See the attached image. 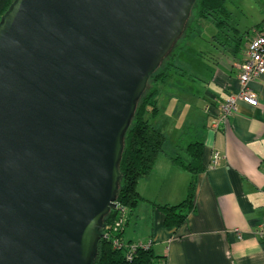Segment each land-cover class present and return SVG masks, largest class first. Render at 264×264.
Listing matches in <instances>:
<instances>
[{"label": "water", "instance_id": "obj_1", "mask_svg": "<svg viewBox=\"0 0 264 264\" xmlns=\"http://www.w3.org/2000/svg\"><path fill=\"white\" fill-rule=\"evenodd\" d=\"M194 0H14L0 18V264H91L121 138Z\"/></svg>", "mask_w": 264, "mask_h": 264}, {"label": "crops", "instance_id": "obj_2", "mask_svg": "<svg viewBox=\"0 0 264 264\" xmlns=\"http://www.w3.org/2000/svg\"><path fill=\"white\" fill-rule=\"evenodd\" d=\"M257 24L246 30L238 56L230 47L203 72H185L186 82L167 84L172 91H161L156 97L158 106L173 102L179 93L200 101L195 133L203 138L204 171L196 178L195 209L177 229L163 226L162 213L151 203L180 202L186 195L190 174L174 166L163 149L149 175L138 180L137 191L144 201L136 206L122 236L126 242L149 241L157 257L153 264H264V242L254 234L264 222V75L249 82L256 106L239 102L225 129L214 132L208 128L217 105L238 90L237 66L247 40L264 27V22L260 27ZM195 81L202 84L199 90L193 87ZM207 104L211 107L205 112ZM153 126L163 133L161 127ZM215 150L225 158L209 168Z\"/></svg>", "mask_w": 264, "mask_h": 264}, {"label": "trees", "instance_id": "obj_3", "mask_svg": "<svg viewBox=\"0 0 264 264\" xmlns=\"http://www.w3.org/2000/svg\"><path fill=\"white\" fill-rule=\"evenodd\" d=\"M226 1L194 0L183 30L175 40V42L178 41L173 43L159 65L147 76L145 86L135 102L129 123L121 138L114 202L123 211L110 208L101 217L91 264H153L157 259L150 245L146 248H136L128 259L125 250L114 248L111 245L110 237L105 238L103 234L112 221L121 220L119 231L114 232L111 236L123 238L124 228L133 216L136 206L144 201L137 191V182L149 175L158 154L163 151L166 141L165 135L151 125L149 120L159 113L155 99L158 93L157 86L165 81L170 71L177 72V69L179 71V68L173 63L176 51L191 40L192 33L196 28L201 27L199 23L204 20L211 22L215 28V33L212 35V40L215 43L223 46V49L226 48V50L232 47L235 54L239 52L245 32H241L233 23L232 13L226 7ZM13 2L14 0H0V18ZM263 22L264 17L257 24L258 27ZM180 140L179 150L181 153L176 152L170 155L169 159L174 166L190 174L186 195L184 199L173 205L151 203L152 207L162 213L163 226L173 229L179 228L185 222L187 215L194 211L196 178L199 173L204 171L202 163L203 138L196 136L195 130H193L189 137L181 135ZM127 243L131 242L127 241Z\"/></svg>", "mask_w": 264, "mask_h": 264}, {"label": "rangeland", "instance_id": "obj_4", "mask_svg": "<svg viewBox=\"0 0 264 264\" xmlns=\"http://www.w3.org/2000/svg\"><path fill=\"white\" fill-rule=\"evenodd\" d=\"M226 7L232 13L233 23L236 24L241 32H246L247 29L259 23L264 16V0H227ZM199 25L201 27L194 30L191 40L176 51L173 63L179 68V71L178 69L177 72L170 71L165 81L157 86L158 93L156 97L160 95L161 91L162 93L167 90H169L168 92L172 91L170 86L167 87V84H175V81L186 82L184 80L185 77L188 78L187 73L195 75V73L203 72L206 65L210 64L218 54L227 52L226 48L223 49V46L212 40L215 28L211 22L202 20ZM181 85L187 87V83ZM201 85L199 81L193 83V87L196 90H199ZM195 99V97H187L186 94L179 93L173 102L165 101L159 106L157 105L159 113L149 120L151 125H155L158 128L161 127L160 129H162L167 140L163 149L170 155L176 152L181 153L179 150L181 135L189 137L192 131L196 129L197 114L201 103ZM179 113L180 115L178 116ZM186 119L187 121L182 124V121Z\"/></svg>", "mask_w": 264, "mask_h": 264}, {"label": "built area", "instance_id": "obj_5", "mask_svg": "<svg viewBox=\"0 0 264 264\" xmlns=\"http://www.w3.org/2000/svg\"><path fill=\"white\" fill-rule=\"evenodd\" d=\"M237 81L238 90L234 93L226 95L222 102L217 105L216 113L210 116L208 121V128L211 131H218L225 129L228 124V119L237 111L239 102L245 103L249 106L257 105V98L249 88V82L258 79L264 75V27L262 29H256L253 35L247 40L242 51V60L237 66ZM210 104L205 105L204 110L208 112ZM225 158L224 154L215 150L212 152L209 162V168H213ZM117 209L121 212L122 208L116 205ZM121 227V220H114L109 225L108 229L104 231L103 236L105 238L110 237L111 245L114 248H123L126 253V257L130 259L132 252L138 247L146 248L150 245V242H131L127 243L123 238L112 237L114 232L119 231ZM255 236L262 242H264V222L259 224L254 230ZM237 237H240L237 234Z\"/></svg>", "mask_w": 264, "mask_h": 264}]
</instances>
